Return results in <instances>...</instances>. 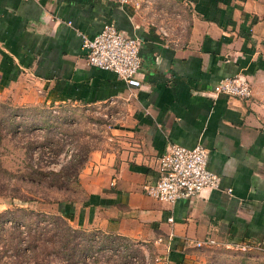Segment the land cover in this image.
Listing matches in <instances>:
<instances>
[{"label": "crops", "instance_id": "0c3cea01", "mask_svg": "<svg viewBox=\"0 0 264 264\" xmlns=\"http://www.w3.org/2000/svg\"><path fill=\"white\" fill-rule=\"evenodd\" d=\"M105 22L138 37L140 86L86 63L79 32ZM237 72L249 99L213 92ZM25 78L45 102L119 105L109 147L79 172L71 220L152 240L165 264L213 245L264 250V0H0V92ZM198 142L218 188L171 203L145 193L169 144Z\"/></svg>", "mask_w": 264, "mask_h": 264}, {"label": "rangeland", "instance_id": "374dc122", "mask_svg": "<svg viewBox=\"0 0 264 264\" xmlns=\"http://www.w3.org/2000/svg\"><path fill=\"white\" fill-rule=\"evenodd\" d=\"M32 87L30 80L25 78L21 89L0 92V163L14 172L10 184L0 185V211L18 208L14 216L22 221L28 219L26 214L29 210L35 213H30L32 216H36L37 212L60 214L58 199H73L74 204L80 203L85 192L79 181V172L92 149L109 147L110 128L116 125V112L120 114L119 105L117 110L108 102L88 105L45 102L42 94ZM73 162V169L77 172L65 176V180L47 178L51 186L46 187L40 185L39 175L35 172L32 175L34 180L30 182L27 172L33 168L58 171ZM27 197L30 199H23ZM21 208L25 209L26 214L22 213ZM38 222L50 224L48 219ZM68 223L87 233L84 237H78L85 246L82 251L85 264L112 263V257L118 252L126 254L132 262L143 257L144 261L152 258L155 264H165L161 257L162 249L152 240L142 241L140 238L105 232L93 225H78L71 219H68ZM8 236V232H0V263L17 264L16 257L8 255L12 248L7 251L2 248ZM93 259L97 261L93 262ZM190 259L191 264H264V250L245 244L213 245L191 252ZM44 260L45 264L65 262L53 252L47 253ZM22 264L33 263L25 259Z\"/></svg>", "mask_w": 264, "mask_h": 264}, {"label": "built area", "instance_id": "2783aa9c", "mask_svg": "<svg viewBox=\"0 0 264 264\" xmlns=\"http://www.w3.org/2000/svg\"><path fill=\"white\" fill-rule=\"evenodd\" d=\"M120 3L137 4L138 0H118ZM70 23V21H67ZM85 49L86 63L117 74L130 86H140V42L138 37L126 34L112 22H105L98 33L89 37L80 33ZM213 92L249 99L251 83L241 72L220 78ZM208 150L196 143L192 147L171 143L158 159V176L145 185V193L153 198L171 203L179 198H189L205 189L219 187L220 176L207 166ZM230 191V188H227ZM197 241L196 245H203ZM214 244V240H208Z\"/></svg>", "mask_w": 264, "mask_h": 264}, {"label": "trees", "instance_id": "16d2710c", "mask_svg": "<svg viewBox=\"0 0 264 264\" xmlns=\"http://www.w3.org/2000/svg\"><path fill=\"white\" fill-rule=\"evenodd\" d=\"M73 166L74 162L63 166L58 171L33 168L27 173L31 179L30 182H33L32 175L36 172L39 175L38 181L40 185L48 187V185L51 186V183H47L49 181L47 178L60 181L61 179L65 180L64 177L69 174L75 175L77 171L73 169ZM13 176L14 172L5 168L0 163V180H2V182L0 181V185L5 186V184H10ZM23 199L28 200L30 198ZM57 201L59 202L58 209L60 214L46 215L44 212L40 214L37 212L36 216H32V214H35L33 210H29L26 214L25 209L21 208L22 213L28 216V219H24L23 221L18 220L14 216V211L18 208H15V210L7 208L0 211V232L6 231L10 234V236L4 239L5 247L2 246V248L4 251L12 248V254L8 255L15 256L17 264H22L25 259L32 261L33 264H45L44 258L49 252L60 255L61 259L65 261L63 264H85L82 255L85 246L83 247L81 243L83 241L78 240V237H84L87 233H84L81 229L73 228L68 223V219L73 217L75 209L74 200L58 199ZM22 213V218H24ZM40 219H48L50 224H39L38 221ZM112 260L113 262L109 264H155L152 258L144 261L143 257L140 260L137 259L136 262H132L122 252H118L115 257H112ZM96 261L97 259H93V262Z\"/></svg>", "mask_w": 264, "mask_h": 264}]
</instances>
